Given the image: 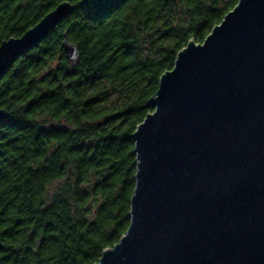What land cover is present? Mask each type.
Returning <instances> with one entry per match:
<instances>
[{"label":"trees","instance_id":"1","mask_svg":"<svg viewBox=\"0 0 264 264\" xmlns=\"http://www.w3.org/2000/svg\"><path fill=\"white\" fill-rule=\"evenodd\" d=\"M62 1L73 11L0 78V264H94L119 241L135 184L129 135L178 51L238 2L0 0V43Z\"/></svg>","mask_w":264,"mask_h":264},{"label":"water","instance_id":"2","mask_svg":"<svg viewBox=\"0 0 264 264\" xmlns=\"http://www.w3.org/2000/svg\"><path fill=\"white\" fill-rule=\"evenodd\" d=\"M73 9L62 1L3 40L0 78ZM61 45L76 64L66 34ZM147 105L129 135V225L94 264H264V0H238L189 40Z\"/></svg>","mask_w":264,"mask_h":264}]
</instances>
